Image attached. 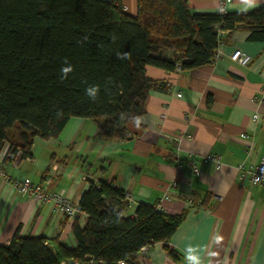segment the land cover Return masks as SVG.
Wrapping results in <instances>:
<instances>
[{
    "label": "crops",
    "instance_id": "obj_1",
    "mask_svg": "<svg viewBox=\"0 0 264 264\" xmlns=\"http://www.w3.org/2000/svg\"><path fill=\"white\" fill-rule=\"evenodd\" d=\"M186 1L195 14L220 10L219 0ZM122 3L128 15H136L137 0ZM262 5L264 0H231L225 11ZM241 52L251 56L246 66L236 62ZM146 75L163 81L165 90L149 92L141 123H127L123 139L104 140L95 122L72 117L57 137H36L30 157L21 158L18 150L3 164L5 143L0 244L17 231L44 237L53 248L58 242L75 248L73 224L83 228L87 219L83 212L68 218L54 204L17 191L14 182L27 178L38 185L49 179L48 192L63 189L78 204L89 180L114 181L133 198L125 215H133L141 202L182 215L167 242L176 257L157 242L139 251V264H264V186L251 183L247 172L264 154V42L237 29L224 37L209 64L175 71L147 66ZM207 155L214 159L206 161ZM172 181L176 191L169 190Z\"/></svg>",
    "mask_w": 264,
    "mask_h": 264
},
{
    "label": "trees",
    "instance_id": "obj_2",
    "mask_svg": "<svg viewBox=\"0 0 264 264\" xmlns=\"http://www.w3.org/2000/svg\"><path fill=\"white\" fill-rule=\"evenodd\" d=\"M237 29L264 42V5L195 14L186 0H137L131 16L122 0H0V152L9 143L2 163L18 150L30 157L36 137H57L72 117L95 122L104 140L125 138V125L145 113L149 92L165 90L146 75L147 66H205ZM118 52L129 58L117 59ZM65 60L73 71L62 80ZM97 85L92 100L86 89ZM123 193L114 181L89 180L78 203L86 223L72 227L75 248L63 242L53 248L44 237L16 231L0 244V264H59L89 255L103 264H139V251L157 242L176 257L167 242L182 215L143 202L125 215Z\"/></svg>",
    "mask_w": 264,
    "mask_h": 264
},
{
    "label": "built area",
    "instance_id": "obj_3",
    "mask_svg": "<svg viewBox=\"0 0 264 264\" xmlns=\"http://www.w3.org/2000/svg\"><path fill=\"white\" fill-rule=\"evenodd\" d=\"M219 1H220L219 11L224 12L227 5L231 2V0H219ZM250 61H251V56L245 52H241L236 58V62L242 66L248 65ZM176 70H180L179 64L177 65ZM179 140H180L179 138L175 139V141L177 142H179ZM210 159H214V157L211 155H207L205 157L206 161ZM183 165H184V160L179 159L176 163L177 171H181V169L183 168ZM190 165H191L193 172L198 171L196 165L192 161H190ZM247 172H248L249 180L251 183L264 186V154L261 155L259 162L255 164L254 166H252ZM0 175L6 177L1 167H0ZM83 178L86 179V177H83ZM48 183H49V179L45 180L41 184L34 185L29 179L26 178L22 181L14 182L13 186L20 193L29 195L39 202H46L49 204L50 203L54 204L55 207L62 210L68 218H73L81 212L79 204L72 202L63 189L57 190L54 192H48L47 191ZM170 187L171 189L169 188V190L176 191L177 182L172 181V183L170 184ZM186 197L188 199V202H191L192 197L191 196H186ZM123 200L124 202H126L127 207L133 202V198L128 191L124 190ZM144 250L145 248H142L141 252H143ZM59 264H103V262L99 260H95L94 257L89 255L79 260H62L60 261Z\"/></svg>",
    "mask_w": 264,
    "mask_h": 264
},
{
    "label": "clouds",
    "instance_id": "obj_4",
    "mask_svg": "<svg viewBox=\"0 0 264 264\" xmlns=\"http://www.w3.org/2000/svg\"><path fill=\"white\" fill-rule=\"evenodd\" d=\"M84 39H87V37H85ZM117 59H121V60H124V59H128L129 58V53L127 52H118L117 54ZM65 66H63L61 68V79H66L68 74L70 72L73 71V68L70 64H68L67 60H65ZM98 92H99V86H89L87 89H86V95L92 99V100H95L97 98V95H98ZM121 118L123 119L124 116L123 114L121 115ZM133 122L139 126V124L141 123V120L139 117H133Z\"/></svg>",
    "mask_w": 264,
    "mask_h": 264
}]
</instances>
